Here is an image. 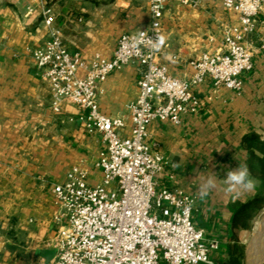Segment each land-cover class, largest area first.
<instances>
[{
  "label": "crops",
  "instance_id": "1",
  "mask_svg": "<svg viewBox=\"0 0 264 264\" xmlns=\"http://www.w3.org/2000/svg\"><path fill=\"white\" fill-rule=\"evenodd\" d=\"M196 1L167 0L158 60L178 78L195 73L191 62L203 52L221 48L226 24H239L224 0ZM46 10L68 49L85 60L96 53L112 57L123 33L151 22L150 0H0V264H28L56 251L62 208L52 189L69 171L84 170L91 184L103 178L97 165L106 150L101 134L87 132L75 104L64 101L54 110L51 84L33 59V50L50 39ZM263 35L264 6L246 39L255 58L240 76V91L217 87L207 77L195 88V112L180 124L155 120L149 126V139L165 157L155 175L157 190L195 196L193 221L204 230L210 259L222 264H264V256L252 250L256 219L264 210ZM140 73L134 63L112 71L99 84L101 110L128 118ZM130 126L128 121L125 136ZM238 164L247 165L254 189L238 198L222 191L199 197L198 172L222 177Z\"/></svg>",
  "mask_w": 264,
  "mask_h": 264
},
{
  "label": "built area",
  "instance_id": "2",
  "mask_svg": "<svg viewBox=\"0 0 264 264\" xmlns=\"http://www.w3.org/2000/svg\"><path fill=\"white\" fill-rule=\"evenodd\" d=\"M223 3L227 11L238 14L239 24L225 25L221 48L193 60L195 73L186 79L171 75L158 60L161 48L154 50L148 43V38L163 36L167 0H150L149 27L123 33L112 57L96 53L90 60L68 49L61 32L52 27L50 10L45 11L50 39L32 56L51 84L54 110L60 111L64 101L75 104L87 132L100 133L106 150L97 163L103 172L100 183L91 184L87 173L75 167L65 181L54 185L62 208L56 252L51 260L28 264H222L210 259L204 230L193 221L195 196L157 190L155 175L163 169L165 157L149 139V126L155 120L180 124L195 112L200 105L195 88L207 77L217 87L243 88L240 76L253 68L255 58L246 39L256 31L264 0ZM141 32L146 33L143 39ZM260 48L264 52V35ZM133 63L141 73L139 95L128 105L129 117L105 113L99 105V84L112 71Z\"/></svg>",
  "mask_w": 264,
  "mask_h": 264
},
{
  "label": "clouds",
  "instance_id": "3",
  "mask_svg": "<svg viewBox=\"0 0 264 264\" xmlns=\"http://www.w3.org/2000/svg\"><path fill=\"white\" fill-rule=\"evenodd\" d=\"M145 35V32H141V39ZM164 40V36L159 35L154 41L148 38V43L154 50H159ZM195 179L198 180L197 192L201 199L220 191L229 195L235 194L238 198L242 192L250 191L255 187V181L246 164H238L235 168H229L222 177L211 170L202 175L198 172Z\"/></svg>",
  "mask_w": 264,
  "mask_h": 264
},
{
  "label": "rangeland",
  "instance_id": "4",
  "mask_svg": "<svg viewBox=\"0 0 264 264\" xmlns=\"http://www.w3.org/2000/svg\"><path fill=\"white\" fill-rule=\"evenodd\" d=\"M264 210L262 209L261 210V212L259 213V216L257 217V219H256V222L258 223V221L260 220V219H262L263 217H264V212H263ZM257 223H256V232L259 234V230H258V226H257ZM256 242H255V238H254V241H253V248H254V246H256V252H257V254L256 255H260L261 254V256L263 255L264 256V242H262V241H259V242H257L256 244H255ZM261 256H259V257H261Z\"/></svg>",
  "mask_w": 264,
  "mask_h": 264
},
{
  "label": "bare ground",
  "instance_id": "5",
  "mask_svg": "<svg viewBox=\"0 0 264 264\" xmlns=\"http://www.w3.org/2000/svg\"><path fill=\"white\" fill-rule=\"evenodd\" d=\"M257 226H258L259 234L257 232L255 233V242L256 243L259 241L264 242V217L258 221ZM252 250L256 252V246H254V249Z\"/></svg>",
  "mask_w": 264,
  "mask_h": 264
},
{
  "label": "water",
  "instance_id": "6",
  "mask_svg": "<svg viewBox=\"0 0 264 264\" xmlns=\"http://www.w3.org/2000/svg\"><path fill=\"white\" fill-rule=\"evenodd\" d=\"M56 251H47V252H45V255H46V259L47 260H51L52 259V254H54Z\"/></svg>",
  "mask_w": 264,
  "mask_h": 264
}]
</instances>
